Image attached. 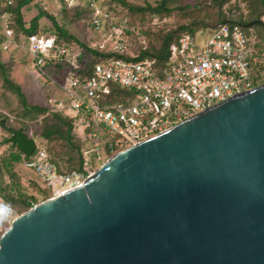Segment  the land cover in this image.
Segmentation results:
<instances>
[{
    "label": "water",
    "instance_id": "obj_1",
    "mask_svg": "<svg viewBox=\"0 0 264 264\" xmlns=\"http://www.w3.org/2000/svg\"><path fill=\"white\" fill-rule=\"evenodd\" d=\"M4 121L31 155L35 139ZM0 264H264V83L13 218Z\"/></svg>",
    "mask_w": 264,
    "mask_h": 264
},
{
    "label": "built area",
    "instance_id": "obj_2",
    "mask_svg": "<svg viewBox=\"0 0 264 264\" xmlns=\"http://www.w3.org/2000/svg\"><path fill=\"white\" fill-rule=\"evenodd\" d=\"M102 20L97 11L90 16L96 29ZM6 34L11 37V30ZM254 36L244 26L226 21L180 35L170 44L167 62L161 68L149 58L108 59L95 64L83 80L79 75H65L61 82H54L48 70L68 49L56 47L53 36L32 34L25 38V50L32 57L33 70L62 93L59 98H47L48 113L73 117L82 138L90 140L83 151L82 166L86 169L90 156L97 159L116 154L262 84L256 80L262 76L257 65L264 61L259 59L264 53H258ZM118 37L109 50H123ZM72 55L68 61L77 63V56ZM113 85L127 92L113 94ZM32 154L23 164L39 174L53 197L83 183L95 171L87 175L58 172L49 153L37 142ZM11 215L9 206H0V218Z\"/></svg>",
    "mask_w": 264,
    "mask_h": 264
},
{
    "label": "trees",
    "instance_id": "obj_3",
    "mask_svg": "<svg viewBox=\"0 0 264 264\" xmlns=\"http://www.w3.org/2000/svg\"><path fill=\"white\" fill-rule=\"evenodd\" d=\"M33 0H0V81L3 89V94H12L17 99L18 108L10 109L14 114V122L18 125H13L9 122V118L5 117V124L19 128L23 127L24 131L31 132L32 138H42L48 143L50 152V161L56 165L58 172L70 173L72 171L82 172L87 174L83 169L82 163L84 160L83 151L90 143L88 138H77L73 133L75 120L73 117L65 116L57 112L48 113L47 107L30 103L22 90L21 86L12 77V63L2 60V44L7 40L2 32V23L5 22L4 28L11 29L14 41L19 42V36L25 38L32 34H43L44 36H53L55 39L56 47H64L66 50L70 45L75 44L76 47L81 48L83 53L76 55L77 61L82 62L83 57L87 60L79 68L72 67L68 61L71 59L72 52L67 50V55L62 60H54L50 63L53 65L55 73L62 68H67V74L71 77L80 76L81 80L87 78L93 66L99 62L123 58L130 61H138L144 58H149L155 62L158 67L165 66L169 46L175 42L178 37L184 33H193L198 29L214 28L218 24L229 21L236 22L245 27H259L263 29V34L257 41L258 53H264V23L261 17L264 16V0H240L245 3L247 15L245 19L238 21L228 20L226 17L223 6L229 0H203V3L185 4L175 7H169L170 0H159L155 6L147 4L145 6H138L131 4L125 0H109L116 5H120L121 9H126V21L123 25L125 33L135 35L131 26L137 27L135 22L131 20L130 14H140L138 20H143V14L150 13L157 16L159 19H164L172 14L175 10H180L188 22L179 23L176 27H171L167 31L161 28L156 33L150 31L145 32L146 37H153L154 43L142 49L140 46L135 55H129L125 52L126 38H119L118 41L122 42L123 50H105L97 46H90L87 41L77 38L72 32L69 31L64 25L56 22L55 16L43 10L39 4H34L38 9V13L30 19L28 25L23 18V11L31 7ZM61 5V12L64 16L71 19L73 23L78 21H85L91 13L88 5L76 6L68 8L63 0H59ZM109 10L115 11L113 6L108 7ZM245 16V15H244ZM46 17L52 20L53 27L39 26V19ZM115 23V22H113ZM88 25V24H87ZM116 25V24H115ZM119 26V24H117ZM39 30H42L39 32ZM11 35V36H12ZM8 37V40H10ZM129 38V37H128ZM130 39V38H129ZM11 41V40H10ZM261 41V42H260ZM260 55V54H259ZM260 60L264 59V54L259 57ZM257 72L262 71V76L258 75L256 83L264 82V61L259 62L257 65ZM85 74V75H84ZM125 89L114 86L112 93H125ZM114 101V100H112ZM47 113V114H46ZM3 116V114H1ZM0 127L8 134V132L0 125ZM2 143L6 142V136L3 137ZM117 150V149H116ZM113 153H108L112 156ZM33 155V154H32ZM31 156L24 155L16 146L11 147L10 143L0 153V206H9L12 209L11 217L2 216L0 218V235L10 226L13 216L16 213L20 215L34 205L53 197V191L41 179L39 174L30 167L23 164L24 161L30 160ZM94 168V163L91 164ZM32 171L28 172L27 169ZM16 217V216H15Z\"/></svg>",
    "mask_w": 264,
    "mask_h": 264
},
{
    "label": "rangeland",
    "instance_id": "obj_4",
    "mask_svg": "<svg viewBox=\"0 0 264 264\" xmlns=\"http://www.w3.org/2000/svg\"><path fill=\"white\" fill-rule=\"evenodd\" d=\"M131 4L138 5V6H145L147 4H150L152 6H155L159 0H125ZM66 7H76V6H85L88 5L89 9L91 10V13L87 19V24L85 21H78V23H73L71 19L67 16H64L61 12V3L59 0H33L31 3V7L27 10L23 11V18L25 22L29 23L30 19L33 18L37 13L38 9L34 7V4H39L43 10L46 12L52 14L55 16L56 22L64 25L67 29H69L70 32H72L77 38L81 40H85L88 42L90 46H97L100 48V46H104L105 50H109L113 47L115 41L117 40L116 35L119 36V38H126V49L125 52H127L129 55H135L141 46L142 49L150 46L154 43L153 37H146V33L150 31L151 33H156L161 28H165V31H167L171 27H176L179 23H186L188 22V18L184 16V14L180 10H175L172 14H170L168 17H165L164 19H159L157 16L151 15L150 13L143 14V20H138L137 17L141 16L140 14H130L131 20L137 24V27L131 26L130 28H133V31L135 32V35L127 34L125 33L123 29V25L126 21V9L122 8L120 5H116L113 2H110L109 0H70L65 2L63 0ZM196 3H203V0H170L169 7H175L179 5H185V4H196ZM201 5V4H200ZM113 6L115 8V11L109 10L108 7ZM224 13L228 20L232 21H238L240 19H245L247 15V11L245 9V3L240 0H229L225 3L223 6ZM98 12V14L102 17L101 26L99 29H96L92 26L90 22V16L93 14V12ZM245 15V16H244ZM261 20H264V16L261 17ZM115 22V23H113ZM264 23V21H262ZM4 23H2V32L7 36ZM116 24V25H115ZM119 24V26L117 25ZM39 26L42 29V27H53V22L51 19L42 17L39 19ZM244 28L249 31L251 34H254V39L256 41H259V37L263 34L262 28H255V27H245ZM11 30V29H8ZM42 30H39V32ZM12 32V30H11ZM43 35V34H39ZM130 39H129V38ZM7 40L3 42L2 44V60L5 62H11L12 63V77L14 80L21 86L22 90L24 91L28 101L33 104H39L42 106H46L47 98H59L62 96V93L60 89L57 88L55 84H51L48 82H45L43 78H41L32 67V57L31 55L25 50V41L23 40V37L19 36V42L14 41L13 35L10 40H8V37H6ZM118 38V39H119ZM124 38V39H125ZM120 42V40H119ZM261 42V41H260ZM122 44V42H120ZM264 46V41L262 42ZM71 50L72 54L79 55L83 53L81 48L76 47L75 44L70 45L68 48ZM87 60V57L82 58V62H75L72 64L73 69L77 66L83 65V63ZM50 75L52 76L54 82H61L63 79V76L67 74V68L59 69L57 72H54L53 67L48 70ZM18 108L17 99L12 94H3V89L1 87V81H0V119L4 118V115L9 118V122L13 123V125H18L16 122H14V112L12 113L10 109ZM3 114V116H1ZM47 114V113H46ZM61 114V113H60ZM64 115V114H62ZM5 123V121H4ZM7 125V124H6ZM9 126V125H8ZM73 133L77 138L82 139V135L80 133V129L75 125L73 127ZM29 136H31V132H27ZM6 138L9 136L1 127H0V153L7 147L8 143H2L3 137ZM37 145L44 148L50 155L48 143L45 139L42 138H35ZM90 144V143H89ZM89 144L86 148L89 147ZM85 148V149H86ZM110 155H101L99 158L96 159L94 156H90V163L87 165L86 172L90 173L96 170L104 161H106L108 158H110ZM94 163L95 167L92 168L91 164ZM27 169V168H26ZM28 172L32 171L30 169H27ZM87 175V174H86ZM13 214V213H12ZM15 216H18L16 213ZM15 216H13L15 218ZM1 230V227H0Z\"/></svg>",
    "mask_w": 264,
    "mask_h": 264
}]
</instances>
